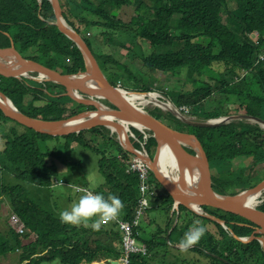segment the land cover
Segmentation results:
<instances>
[{
    "label": "trees",
    "instance_id": "obj_1",
    "mask_svg": "<svg viewBox=\"0 0 264 264\" xmlns=\"http://www.w3.org/2000/svg\"><path fill=\"white\" fill-rule=\"evenodd\" d=\"M60 4L66 22L83 36L105 74L109 72L110 63L123 67L128 79L135 83L132 91H158L153 83L146 85L143 74H137L144 67L157 82L159 78L155 73L185 71L188 77H198L192 91L182 90L177 95L160 89L166 96L172 94L170 100L176 106L189 107L188 114L208 120L225 116L233 105L238 114L264 119V61L259 56L264 52V0H60ZM114 7L131 9L130 19L119 17ZM56 19L50 0H0V46H9L13 40L23 56L50 68L68 74L86 70L82 50L59 30ZM94 29H99V34L91 36ZM92 37L99 46L115 40L118 47L128 51L127 57H139L142 67L134 71L128 67V62H121L112 52H101L102 47L99 53L94 52ZM199 39H205L206 43ZM143 44H148L151 51L146 52ZM57 86L65 93V87L53 81L0 75V90L24 114L61 120L85 111L77 109L84 107L83 104L67 95L71 105L59 100L57 96L62 93L55 92ZM158 111L156 115L150 113L159 119L166 116L186 125L188 132L199 139L216 174L215 190L236 194L264 180L261 165L264 163V128L260 124L250 125L252 122L248 120L237 119L220 126L197 127L179 120L170 111L161 108ZM9 121L14 124L8 125ZM0 126V221L3 214L10 215L5 226L0 224V264H91L108 257L118 260L122 255L124 232L116 221L95 231L91 227L77 228V225L62 223L59 218L61 211L70 210L79 199L68 183H55L59 181L60 170L66 168L68 176H63L62 181L70 184L78 183L77 175L86 174L81 160L67 157L74 146L88 149L98 157V171L103 181H97L96 187L91 185L90 189L105 197L118 196L125 205L119 218L129 221L131 234L149 247L148 255L134 254L131 264H162L163 258L171 255L172 248L179 250L176 245L185 232L197 224L206 226L207 231L189 250L211 260L210 264H264V249L258 239L242 242L236 238V235L251 236L254 232L253 228L239 223L245 222L243 218L211 207L214 211L209 214L224 220L225 228L184 205H179L178 212L175 210L172 215L174 199L152 172L151 181L158 191L154 195L151 192L150 206L142 210L140 177L137 172H128L126 163L119 158L121 155L124 160H131L136 154L124 149L111 136L108 127L95 126L55 136L20 124L1 109ZM100 136L105 139L98 143ZM50 139L52 143H48ZM131 141L135 148L142 149L139 141ZM152 141L157 144L151 136L146 148ZM237 161L241 162L238 168L235 167ZM247 161L250 164L245 166ZM60 163L65 165L60 166ZM66 165L77 166L79 170ZM258 173L261 177L255 181ZM31 185L37 189H52L49 210L31 198ZM161 207L167 212L163 223L157 221L153 212V208ZM258 208L264 211V198ZM181 214L186 220H180ZM12 217L24 224L23 231L14 227ZM207 224L216 225L220 238ZM149 225L156 228L150 229ZM192 260L182 259L181 264H195ZM107 264H111L110 261Z\"/></svg>",
    "mask_w": 264,
    "mask_h": 264
},
{
    "label": "water",
    "instance_id": "obj_2",
    "mask_svg": "<svg viewBox=\"0 0 264 264\" xmlns=\"http://www.w3.org/2000/svg\"><path fill=\"white\" fill-rule=\"evenodd\" d=\"M50 1L54 7L57 18L56 24L59 27V30L73 40L82 50L86 60V70L76 74H68L57 69L50 68L39 61L23 56V54L16 48L14 41L11 40V44L9 46H0V75L4 77H27L31 79L35 78L40 81H53L64 86L66 95H68L72 100L83 105L91 106L93 109L85 110L79 114L61 120H45L38 117H32L21 112L16 108L12 100L0 90V97L2 98H0V109L3 113L7 117L26 127L55 136L66 135L72 132H80L95 126H106L109 128L113 126L115 128H122L124 127L122 121L127 123L136 122L141 124L144 128L150 130L157 140L158 145L156 153L152 158H149L148 164L156 179L161 183L164 189L169 192L175 201L179 198L189 199L190 196L186 195L183 190L178 188L176 183H173L166 178L160 170L159 153L164 143L172 149L178 160L186 161L194 165L200 171L208 186L215 187L217 183L214 180V175L216 174L211 168L205 149L196 135L182 132L169 126L164 121L146 111L140 103L135 104L128 100L126 95L119 91L123 89L116 87L108 80L95 54L90 49L83 36L68 25L63 17L60 1ZM89 80L96 81L98 86H89L87 84ZM8 100L11 103H8ZM103 100H107L113 105V107L106 106L102 102ZM159 101L167 107H170L169 104L161 100ZM14 106L15 108H13ZM171 110L172 113L180 120L193 126L212 127L226 124V119H223L224 117L210 120H190L179 111H174L173 109ZM93 115L96 116L94 117ZM80 116H85L84 122L78 125L63 126L64 123ZM106 116H109L112 119H107L105 118ZM244 118L257 122L264 127V119L249 114H235L230 116V119L232 120H241ZM183 135L192 136L196 141V146L187 144V142L182 138ZM125 137L126 143L122 144V146L129 152L140 156L126 132ZM182 179L183 176L181 175L179 180L181 181ZM247 190H256L258 194H261L264 191V180L259 182L253 188ZM238 194L239 193H221L219 191H216V194H213L209 191V193H206L205 195L196 197V199L201 202L203 213L197 212L191 208L190 209L195 213L207 216L203 206H211L243 218L245 222L243 221L239 223L253 228L254 232L251 238L258 239L261 244L264 243V211L254 207L253 214H251L240 205L237 200ZM184 199L182 200L183 205L186 203L184 202ZM210 217L220 223L224 222V220L215 218L214 216ZM256 234H258V236H256ZM236 238L238 239L239 237L236 236Z\"/></svg>",
    "mask_w": 264,
    "mask_h": 264
},
{
    "label": "rangeland",
    "instance_id": "obj_3",
    "mask_svg": "<svg viewBox=\"0 0 264 264\" xmlns=\"http://www.w3.org/2000/svg\"><path fill=\"white\" fill-rule=\"evenodd\" d=\"M114 10H115V13L119 16V17H122L123 19L125 20H129L130 17H131V14H132V10L131 9H123V10H119V9H116L114 7ZM99 34V29H94L90 32V35L91 36H95ZM256 36V35H255ZM95 38L92 37V44H93V50L94 52H97L99 53V48L102 47V50L101 52H104V53H110L112 52L114 54V56L116 58H118L119 60H121V62L123 63H127L128 62V67H130L131 69H134V71L140 69L142 67V61L139 57H136L134 59H131L129 57H127V50L126 49H123V48H120L118 47V45L116 44V41L115 40H112L111 42H105V43H102L101 46H99V43L98 42H95L94 41ZM103 40H106V37L103 36ZM124 40H126V37H124ZM199 42H202V43H206V40L205 39H199ZM143 49L146 51V52H150L151 51V47L148 46V44H143ZM91 49V48H90ZM141 71H138L137 74H143L144 76V80L146 82H148L146 85H149L150 83H153V86L155 88H157L158 91H155L154 92H151V94H158L160 95L159 96V100L165 102L168 104V100L170 101V99H173L172 98V94L170 95H164L163 91L160 89H164L165 91L169 92V93H177V95H179V92L184 90V91H187V92H190L192 91V89L194 88V83H195V79H198L197 76H194V77H188L186 76V72L183 71L181 73H177V74H172V73H155V76L159 78V82L157 81H154L152 78H151V71L147 68H143V69H140ZM241 72H245V69H243ZM246 73V72H245ZM128 74L125 72V69L121 66H118L117 64H113V63H110L109 65V72L106 73V77L108 78V80L115 84L117 82V85L116 87H119V88H122L123 85L130 89V90H133L134 89V86H135V83L133 81H131L130 79H128ZM122 76V78H121ZM160 76V77H159ZM161 79V81H160ZM124 88V87H123ZM55 92H61L62 94H64V91H63V88L60 87V86H57L55 88ZM146 96H149V95H146ZM57 98L60 100V99H63L66 101V103H68V105H71L72 102H67L69 101L68 98H66L65 95H58ZM155 100V102L152 101L151 102H148V103H143L141 104L142 107L149 111V112H152L153 114H155V111L157 112H160L158 111L159 108H161L162 110H164L165 112H172L171 109H173L174 111H179L180 109L179 108H175L174 106H176L175 104L173 106H170V107H167L166 105H163V103L159 102L158 100H156V98L154 97L153 98ZM106 106H109L111 107V104L107 101V100H103L102 101ZM157 103V104H155ZM89 106L87 105H84V107L82 108H77V109H85L88 108ZM159 107V108H158ZM183 107L186 109V111L188 112L189 107H187L186 105H183ZM235 106L231 105L230 106V109L227 110L226 114H224L225 116H223L224 118L223 119H226V123L232 121V119H230V116L232 114H238L235 112V109L232 108ZM163 111V112H164ZM229 111V112H228ZM83 112V111H81ZM79 112V113H81ZM187 112H182L187 118H189L190 120H203L202 118L200 119V116H193L191 114H188ZM188 114V115H187ZM231 114V115H230ZM244 114V113H243ZM76 115V114H75ZM156 115V114H155ZM232 118V117H231ZM160 120L164 121L166 124H168L169 126L171 125L173 128L175 129H178L179 131H182V132H188L190 129L187 128L186 125H182L180 122L177 123V122H174L172 119H168L166 116H161L160 117ZM180 120V119H179ZM241 120H248V119H241ZM249 122H252V123H249L250 125H256L257 122H254L252 120H248ZM248 121H244V122H248ZM8 125H12L14 124L12 121H9L7 123ZM18 130L20 131H23L24 130V127L22 126H19V125H14ZM177 128H176V127ZM109 128V127H108ZM1 126H0V131H1ZM106 134H107V130L104 131ZM151 134H153L151 131H149ZM110 134H111V130H110ZM112 136V135H111ZM95 136H92V138H94ZM112 137H114L116 139V137L113 135ZM99 138V137H98ZM54 139V138H53ZM105 139V136H100L99 140H98V143L99 142H102L103 140ZM52 139H50L48 141V143H52ZM157 145L158 143L156 144V142H153L151 143V145H149L147 147V151L149 153V155L151 157H153L156 153V150H157ZM67 157L68 159H76V160H81L84 167H85V171H86V174H84L83 176H77L79 177V183H84V182H87L89 181L88 180V175H91L93 177V180L95 182V184H90L92 185V187H96V182L97 181H101L103 180V177L102 175L99 173L98 171V157L93 153L91 152L90 150L88 149H85L83 147H80V146H74L72 147V149L68 152L67 154ZM251 159V158H250ZM244 162V161H243ZM236 164V168H238L241 164V162L239 163V161L235 162ZM250 162H245V166L249 165ZM62 165H65L63 163H60V166ZM262 166H264V163L261 164ZM69 167V169H75V170H79V167L77 166H69V165H66ZM87 168V169H86ZM66 171V168H63L60 170V177H59V184H63L62 180L64 177H67L68 174ZM214 171V169H213ZM259 171H261V169H259ZM215 173V171H214ZM151 176V173L149 174ZM64 176V177H63ZM230 176H233V175H228V177ZM261 177V173H258L257 174V177H255V181H258ZM55 183H58V182H55ZM150 191L154 194H156V192L158 191V188L157 186L155 185V182H152L150 181ZM258 183V182H257ZM256 183V184H257ZM248 187H252V186H248ZM31 188V198L36 202V203H39L41 206H43L45 209H50L52 206L51 204V195H52V189L51 188H47V187H43L42 189H37V188H34V186H30ZM264 198V193L262 192L259 196V200L256 202V204L254 206H257L261 203V200ZM175 204V203H174ZM148 206H150V204H148ZM146 206V207H148ZM179 208V207H178ZM178 208L176 209L177 212H178ZM190 209V208H189ZM206 209V210H205ZM205 212L206 213H212L214 210L208 206H205ZM191 210V209H190ZM185 211V210H184ZM153 212H154V215L157 216L158 218V222L159 223H163L165 222L166 218H167V212L165 210V208L162 209V207L160 209L158 208H153ZM189 216L191 215L189 212L185 211ZM172 215H173V212L171 211ZM184 214V213H183ZM181 214V219H185V216ZM10 216V215H9ZM9 216L3 214V218L2 220L0 221V224H3L5 226L6 224V220L9 219ZM207 216H210V215H207ZM175 219V223L174 225L177 224V220H178V216L174 218ZM186 220V219H185ZM13 224V223H12ZM14 225V224H13ZM209 230H211V232H213L215 234V236L217 238H220V234H219V229H217L216 225H212V224H209ZM90 227V226H89ZM77 228H88V227H85L83 224L77 226ZM149 228L150 229H155L156 227L154 225H149ZM172 229V228H171ZM168 235V234H167ZM245 241V240H243ZM123 242V241H122ZM178 245V244H177ZM176 245V246H177ZM147 248L149 249L148 245H146ZM171 255L169 254L168 255V259L162 260V264H181V260L182 259H193L195 260V264H210L209 261L207 262V259L201 255V254H198L196 257L195 256V253L192 252V251H188L187 253L186 252H181L180 250L178 249H175L172 248L171 249ZM162 254V253H161ZM159 255L160 257L162 255ZM122 256V255H121ZM121 256L118 260H114V263L112 262L113 261V257H108L107 261H110L111 264H122L121 262ZM133 256V255H132ZM131 256V258H132ZM192 260V261H193ZM96 261H99V260H96ZM101 261V260H100ZM107 261L104 262V263H100V262H96L95 264H107ZM57 262H54L53 264H56ZM43 264H51V263H43ZM131 264V263H130Z\"/></svg>",
    "mask_w": 264,
    "mask_h": 264
},
{
    "label": "clouds",
    "instance_id": "obj_4",
    "mask_svg": "<svg viewBox=\"0 0 264 264\" xmlns=\"http://www.w3.org/2000/svg\"><path fill=\"white\" fill-rule=\"evenodd\" d=\"M38 81H40V80H38ZM43 81H46V80H43ZM115 86H118V85H115ZM122 89L127 90L123 87H122ZM130 91H132V90H130ZM133 92H136V91H133ZM136 93H138V92H136ZM140 93L141 94H148V93L151 94V92H146V93L140 92ZM167 102H168L169 106L174 105V103L171 100L170 101L168 100ZM111 107H113V105ZM174 107L179 108L178 106H174ZM90 109H93V108L90 107ZM86 110H89V109H86ZM179 112L182 113V112H186V111H179ZM188 112H189V110H188ZM218 118H220V117H218ZM211 119H215V118H211ZM208 120H210V119H208ZM122 122L125 123V125L127 126V129H128L129 125H131V127L134 130L136 129L135 127H138L137 125H134L132 123H127L124 121H122ZM109 129L111 130V128H109ZM116 130H117V128H116ZM148 131H150V130H148ZM135 132H139V131L136 129ZM126 133H127V130H126ZM187 133H191V132H187ZM152 136H153V134H152ZM125 139H126V137H125ZM150 158H152V157L150 156ZM88 180H89V181H87L88 183L90 182L93 185L95 184L93 177L91 175H88ZM101 181H103V180H101ZM150 181H151V177H150L149 182ZM55 182H60V180L59 181L55 180ZM62 182H63V184L68 183V185L72 188L73 192L77 193L78 197H79L78 201L71 206L70 210L66 209V210H63L59 213V218H60L62 223H67V224L77 225V226L83 224L85 227L90 226L95 231H99L102 228V226L107 225L108 223L114 222V221H116V224L119 226V224H120L119 221L123 220L119 217H120L122 210L124 209L125 205H124L123 201L118 196L113 195V194H109L107 197H105L103 193H98L95 190H91L90 189V187H91L90 183H89V185H86L85 183H79V182L76 184H70L66 180L62 181ZM253 187H251V188H253ZM247 189H250V188L242 189V191H239L238 193L243 192L244 190H247ZM139 190H140V188H139ZM141 191H144V190L141 189ZM263 193H264V191H263ZM140 194H141V192H140ZM259 196H260V194H259ZM258 200H259V198H258ZM262 200H261V202H262ZM150 202H151V199H150ZM143 203H144V206H148L147 200H145ZM259 205L253 206V207L258 208ZM193 207H194L195 211H197V212L200 211L198 208H195V205H193ZM203 209H205L204 206H203ZM199 215H201V214H199ZM207 215H210V214L207 213ZM202 216H206V215H202ZM210 216H212V215H210ZM11 220H12V218H11ZM221 224L223 227L227 228L225 225V221ZM206 231H207L206 226L201 225V224H197L196 226L190 228L187 232H185L183 238L179 241L177 247L179 248V250L181 252L189 251L190 248H192L193 246H195L196 244L199 243L201 238L205 235ZM251 236H238L239 237L238 240H240L242 242H250L252 240H255V238L252 239ZM256 236H258V234H256ZM122 238H123V236H122ZM243 240H245V241H243ZM135 241L140 242L138 240V237H135ZM144 244L147 245L145 242H140V246H144ZM260 244H261V242H260ZM261 245L264 249V243H262ZM149 253H150V251H149V249H147L146 253L139 252L136 254L148 255ZM197 255H198V253H195L194 257H196ZM168 258L169 257H164V260H166ZM208 261H211V260H207V262ZM95 263H96V261H93L91 264H95Z\"/></svg>",
    "mask_w": 264,
    "mask_h": 264
},
{
    "label": "bare ground",
    "instance_id": "obj_5",
    "mask_svg": "<svg viewBox=\"0 0 264 264\" xmlns=\"http://www.w3.org/2000/svg\"><path fill=\"white\" fill-rule=\"evenodd\" d=\"M262 55H264V52L259 54L260 57ZM260 59H261V61H264V59H262V58H260ZM245 72H246V70H245ZM245 72H243L242 74H244ZM87 84L89 86H94V87L98 86V83L96 81H93V80H89L87 82ZM119 91H121L123 94H125L126 97L128 98V100H130L131 102H133L135 104L148 103L151 100H154L153 99L154 97L156 98V100L159 101V96H160V95L153 94V93L150 94L149 96H146V94L136 93V92H133L130 90H119ZM62 95H66V93H64ZM8 103H11V102L8 100ZM163 105L164 104H162V106ZM13 108H15V106ZM93 116L95 117L96 115H93ZM105 118L112 119L109 116H106ZM84 121H85V116H80V117H77L75 119H72V120L64 123L63 126L78 125ZM123 124H124V127H122V128L119 127L120 129L117 128L120 132L122 141H124V139H125L124 135H125V132L127 130V126L125 125V123H123ZM132 124L137 125L140 128H143V126L141 124H138L136 122L132 123ZM110 128L114 129V130L116 129L113 126ZM182 138H183V140H185L187 142V144H191L193 146H196V141L192 136L183 135ZM159 155H160L159 167H160L162 174L166 178H168L170 181H172L173 183H176L178 188L183 190L186 195L190 196L189 199L179 198L176 201L173 198L175 204L172 208V212L174 213V211L179 207V205H183L182 200L184 199V202H186L184 204V206H186V207L188 206L187 208L194 209L193 205H195V208H198L200 210L199 212L203 213L202 208H201V202L199 200H197L196 197L205 195L206 193H209V191H211V193H213V194H216L217 190H215L214 187L208 186L206 184L202 174L194 165H192L186 161L178 160L177 157L175 156L174 152L172 151V149L166 143H164L163 146L161 147ZM181 175L183 176V179L180 181L179 177ZM258 198H259V194L256 192V190H246V191L240 192L237 196V200L239 201L240 205L245 210L250 212L251 214H253V210H254L253 206L258 201ZM14 227H16V226H14ZM167 237L169 238V233H168ZM130 240L135 241V235L130 234ZM122 241H123V248L124 249H123V253L121 256V262H122V264H124L125 257L127 256V252L125 249L124 237L122 238ZM134 243L136 246L141 247L140 242L135 241ZM143 247L148 249L145 244ZM136 253L137 252L130 253V259H129L127 264L131 263V256L136 254Z\"/></svg>",
    "mask_w": 264,
    "mask_h": 264
},
{
    "label": "built area",
    "instance_id": "obj_6",
    "mask_svg": "<svg viewBox=\"0 0 264 264\" xmlns=\"http://www.w3.org/2000/svg\"><path fill=\"white\" fill-rule=\"evenodd\" d=\"M260 58L264 59V55H262ZM146 95H150V94L148 93ZM152 101L155 102L154 100H151L150 102H152ZM155 104H157V103H155ZM179 109H180L179 111H186V109L183 106L179 107ZM135 128L139 131L140 136L138 135V132H135V130L131 127V125L128 126L127 133H128L129 138L131 140L134 139V140H137L141 143L142 149L139 150V149L135 148L138 150V154L140 156L135 155V157L131 160H124L121 155H119V158L123 162L126 163V165H127L126 167H127L128 172H137L139 177H140L139 188H140V192L142 195L141 200H140V205H141V209L143 210L146 207V206H144L143 202L145 200H147L148 204H150V199H151V191H150L151 186L149 184V180H150L149 174L151 172V169H150L149 164H148V160H149L150 156H149V153H148L145 145L149 141V137H151L152 134L146 128H140V127H135ZM111 135H114V136L117 135L115 140L117 142H119L121 145L126 143V139H124V141H122L120 132L118 130L111 129ZM141 189H143L144 191H141ZM11 221L14 224V226H16L15 227L16 229H18L19 231H23L24 225L22 222H20L18 220V218L12 217ZM119 223H120L119 224L120 229L123 230V232H124L123 237L125 240V249L127 252V256L125 257L124 264H127L129 259H130V253H134V252L146 253L147 249L144 248L143 246H141V247L136 246L134 243L135 241L130 240L131 228H130L129 221H127L126 219H123V220H120Z\"/></svg>",
    "mask_w": 264,
    "mask_h": 264
},
{
    "label": "crops",
    "instance_id": "obj_7",
    "mask_svg": "<svg viewBox=\"0 0 264 264\" xmlns=\"http://www.w3.org/2000/svg\"><path fill=\"white\" fill-rule=\"evenodd\" d=\"M173 206H174V205H173ZM207 227L209 228L208 224H207ZM107 260H109V259H107V258H103V259H101V261L99 260V261H96V262L104 263V262H106ZM112 262L114 263V260H113Z\"/></svg>",
    "mask_w": 264,
    "mask_h": 264
},
{
    "label": "flooded vegetation",
    "instance_id": "obj_8",
    "mask_svg": "<svg viewBox=\"0 0 264 264\" xmlns=\"http://www.w3.org/2000/svg\"><path fill=\"white\" fill-rule=\"evenodd\" d=\"M112 106V105H111Z\"/></svg>",
    "mask_w": 264,
    "mask_h": 264
}]
</instances>
